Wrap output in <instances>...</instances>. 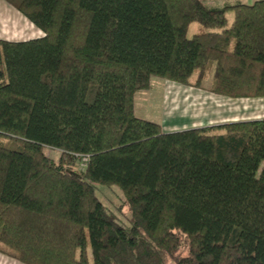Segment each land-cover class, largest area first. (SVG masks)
Here are the masks:
<instances>
[{"label": "trees", "instance_id": "obj_1", "mask_svg": "<svg viewBox=\"0 0 264 264\" xmlns=\"http://www.w3.org/2000/svg\"><path fill=\"white\" fill-rule=\"evenodd\" d=\"M5 1L45 36L0 39V253L264 264V119L166 133L135 109L155 78L205 89L210 64V92L264 98V0ZM194 23L208 32L189 39ZM95 185L121 190L129 223Z\"/></svg>", "mask_w": 264, "mask_h": 264}, {"label": "crops", "instance_id": "obj_2", "mask_svg": "<svg viewBox=\"0 0 264 264\" xmlns=\"http://www.w3.org/2000/svg\"><path fill=\"white\" fill-rule=\"evenodd\" d=\"M204 1L213 4L218 1L233 0ZM238 1L252 4L257 0ZM44 36V32L20 11L5 0H0V39L11 42H25ZM166 83L167 86H164L162 95V126L166 133L264 119V98L230 99L216 95L207 88L188 89L190 87L177 83ZM176 87L178 88L176 89ZM175 98H177L176 103L173 102ZM4 258L12 260L15 264H21L15 259L0 253V259Z\"/></svg>", "mask_w": 264, "mask_h": 264}, {"label": "rangeland", "instance_id": "obj_3", "mask_svg": "<svg viewBox=\"0 0 264 264\" xmlns=\"http://www.w3.org/2000/svg\"><path fill=\"white\" fill-rule=\"evenodd\" d=\"M227 19H228V25L230 26L234 19L233 13H228ZM205 32H208V30L202 27L200 24L194 23L190 25L187 37L190 39L194 35L205 33ZM214 69H215V64H210V66L208 67L206 71V78L204 79V82L202 83L203 88L209 89L213 85ZM196 77L197 76H195V78ZM195 78H193V80ZM166 82H168V84L173 83L170 81L155 78L153 81L151 90L138 93L136 95V103H135L136 115L139 118L150 121V122L158 123L161 125L162 129H163V126H162V123H163L162 95L164 92L163 88L167 84ZM186 87H189V86H186ZM177 88L178 87H176V89ZM191 88L193 87H190L188 89H191ZM185 90L187 91V89ZM176 99L177 98L174 99L173 101L174 103L177 102ZM47 155L53 160H55L56 162L60 161L61 155L60 153L56 151H53V152L47 151ZM83 166H84V162L83 163L79 162L77 169L80 170L83 168ZM95 186H96L97 195L101 199L103 204L109 209H111L116 214L119 220L123 221L124 223H129V218H130L129 209L127 207H120L121 205H123V202H124V197H123L121 190L117 187L107 188L102 185H95ZM0 264H15V262H13L12 260L8 258H4L2 260L0 259Z\"/></svg>", "mask_w": 264, "mask_h": 264}]
</instances>
